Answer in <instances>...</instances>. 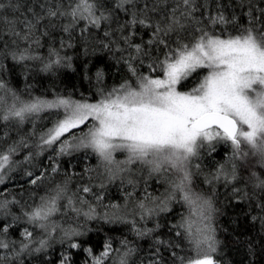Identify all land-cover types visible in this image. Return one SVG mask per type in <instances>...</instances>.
I'll return each instance as SVG.
<instances>
[{
  "label": "snow or ice",
  "instance_id": "1",
  "mask_svg": "<svg viewBox=\"0 0 264 264\" xmlns=\"http://www.w3.org/2000/svg\"><path fill=\"white\" fill-rule=\"evenodd\" d=\"M77 45L115 64L74 66ZM36 62L94 92L12 87ZM115 65L124 75L109 85ZM41 114L54 118L37 137ZM0 126V264H221L219 188L264 213V0H0ZM17 170L43 194L11 191ZM113 184L121 199L106 202ZM115 231L119 247L100 236Z\"/></svg>",
  "mask_w": 264,
  "mask_h": 264
},
{
  "label": "trees",
  "instance_id": "2",
  "mask_svg": "<svg viewBox=\"0 0 264 264\" xmlns=\"http://www.w3.org/2000/svg\"><path fill=\"white\" fill-rule=\"evenodd\" d=\"M224 5L230 3V0H220ZM67 54L73 57V64L78 65L82 59H91L95 61L97 58L102 57L106 63L109 65L115 64V60L112 58V54L108 52L96 51L95 55H92V50L89 48V56L85 57L83 54V49L77 45L74 49H66ZM42 55H46V47L40 49ZM11 65V61L8 62ZM42 65L36 62L34 65H30V71L27 73V78L21 74V70L17 67L10 75L9 80L11 86L22 93H28L33 96H46L51 98L56 93L68 94L72 93L74 98H80V93L85 95H90L94 92V88L87 81H83L78 72L72 71V69L59 68L53 72H43L41 71ZM118 69H121L118 71ZM124 75L122 71V65H115L111 67L107 83L112 85L118 83L121 77ZM191 86V83L188 84ZM42 118L35 121L36 127L35 132L37 137L40 132L45 130L50 126V119L54 117H49L48 114H41ZM5 131V129L0 126V135ZM8 134L13 139H18L19 135H23L26 132L33 131L32 124L26 123L21 129L17 130L15 128L7 129ZM219 155L215 156V160L212 161H222L226 154L230 152V149L221 145L217 149ZM47 155L40 158V162L47 164ZM92 163L95 164V158L85 160L81 163H77L76 160H72V165H75L77 169L82 168L85 164ZM207 164L208 162L205 161ZM63 167H70V165L65 160L63 162ZM26 177L22 175V170H17V172L12 174V179L7 182L8 188L19 193L20 185L24 188L29 189V191H36L38 194H43L42 190L32 189L29 185L25 183ZM59 179V177H57ZM202 179V178H201ZM4 186L0 185V189ZM219 207L221 208L222 214L218 215L215 221L217 227V236L221 241L220 249L218 253V258L221 260V264H264V227H262L259 219L253 221L252 216L260 217L264 215L258 208H249L248 205L244 203L237 204L235 201L226 203L225 196L223 195L226 191L224 188H219ZM107 201H119L122 196V190L118 187V184L110 185L106 192ZM99 227V225H95ZM110 235L116 241V247H119L118 241L122 238L121 231L115 232H102L100 236ZM100 237H97L99 239ZM144 252L147 253L149 248V241L144 240L139 242ZM83 261V256L78 257ZM26 264H41L39 259H33L32 257L26 258Z\"/></svg>",
  "mask_w": 264,
  "mask_h": 264
},
{
  "label": "rangeland",
  "instance_id": "3",
  "mask_svg": "<svg viewBox=\"0 0 264 264\" xmlns=\"http://www.w3.org/2000/svg\"><path fill=\"white\" fill-rule=\"evenodd\" d=\"M189 87H191V86H189Z\"/></svg>",
  "mask_w": 264,
  "mask_h": 264
}]
</instances>
